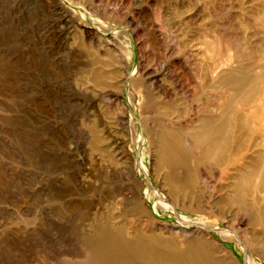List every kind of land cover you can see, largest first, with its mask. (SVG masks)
<instances>
[{"label": "rangeland", "instance_id": "374dc122", "mask_svg": "<svg viewBox=\"0 0 264 264\" xmlns=\"http://www.w3.org/2000/svg\"><path fill=\"white\" fill-rule=\"evenodd\" d=\"M228 70L264 76V0H0V264H103L95 219L264 264V191L245 211L213 158L195 166ZM170 130L194 158L188 195L159 166Z\"/></svg>", "mask_w": 264, "mask_h": 264}, {"label": "bare ground", "instance_id": "6f19581e", "mask_svg": "<svg viewBox=\"0 0 264 264\" xmlns=\"http://www.w3.org/2000/svg\"><path fill=\"white\" fill-rule=\"evenodd\" d=\"M262 82L264 76L250 72L233 74L228 70L222 73L212 86L213 89L222 91L213 95L215 104L212 107L219 108H213L206 112H209L208 116L199 118L200 129L193 135L196 143L194 150H201L195 166L205 164L209 157L213 158L220 171V181L237 180L234 186L237 188V197L234 198L245 211H249L247 208L251 203L249 200V204L245 203L246 196L254 190L264 191V87H261L260 98L255 93L257 85ZM252 102L254 103L251 104ZM219 110L221 113H218ZM249 127L252 135L247 144L244 130ZM182 136V133L173 130L162 131L158 134L156 147L159 166L169 170L176 167L184 170L185 177L179 182V191L188 195L192 192L194 158L185 146ZM246 158L250 159L249 171H246ZM253 182L256 183L251 186ZM229 187L232 188L233 185ZM171 195L176 197L172 191ZM259 203L254 202L253 205L259 207ZM255 212H258L260 217L257 223L264 227V207ZM91 229L92 234L87 237V246L103 264H227L205 241H191L184 248L173 239L161 236L155 231L146 233L143 230H135L132 232L133 236H129L125 226L112 227L97 219ZM238 238L243 243L241 236Z\"/></svg>", "mask_w": 264, "mask_h": 264}]
</instances>
